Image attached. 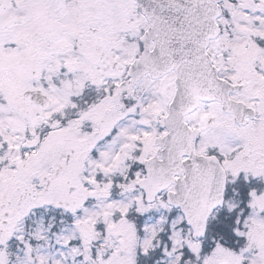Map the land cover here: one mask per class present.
Listing matches in <instances>:
<instances>
[{"label": "snow or ice", "instance_id": "1", "mask_svg": "<svg viewBox=\"0 0 264 264\" xmlns=\"http://www.w3.org/2000/svg\"><path fill=\"white\" fill-rule=\"evenodd\" d=\"M0 264H264V0H0Z\"/></svg>", "mask_w": 264, "mask_h": 264}]
</instances>
